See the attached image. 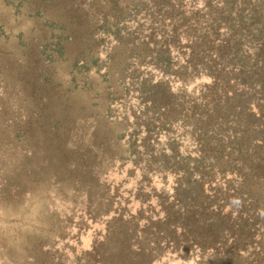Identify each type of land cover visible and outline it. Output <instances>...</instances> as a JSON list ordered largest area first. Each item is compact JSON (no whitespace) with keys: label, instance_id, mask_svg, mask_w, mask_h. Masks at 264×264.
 <instances>
[{"label":"rangeland","instance_id":"obj_1","mask_svg":"<svg viewBox=\"0 0 264 264\" xmlns=\"http://www.w3.org/2000/svg\"><path fill=\"white\" fill-rule=\"evenodd\" d=\"M221 13L216 0H0V264L264 258V148L233 123L203 138L211 79L186 66L209 28L224 34ZM241 211L238 251L220 225Z\"/></svg>","mask_w":264,"mask_h":264},{"label":"trees","instance_id":"obj_2","mask_svg":"<svg viewBox=\"0 0 264 264\" xmlns=\"http://www.w3.org/2000/svg\"><path fill=\"white\" fill-rule=\"evenodd\" d=\"M216 4L222 9L218 20L225 21L224 34L221 35V24L217 27H208L209 31L202 37V41L191 47L186 62L191 75H205L211 79V83L203 88L204 105L209 109L206 110L202 119L205 123V127L201 129L203 138L209 139L213 136L210 134H215V124L233 123L242 128L241 141L252 140L258 145V149L264 148V0H216ZM226 13L227 16H225ZM93 47L94 44H86L81 62L88 63L90 57L92 58ZM63 49L66 50V47L62 46ZM86 51L88 53H85ZM175 98L170 89L169 112L170 105H175L173 104ZM252 108L254 112H251ZM244 114L246 124L243 127L235 121ZM207 142V140L203 141V146L207 147ZM215 148H217L216 142L209 150L213 155L216 154ZM258 162L259 166L264 164V155L258 159ZM261 169L262 173L257 175L256 180L264 175V167ZM259 188L250 190L248 194L253 198H260ZM201 191V186L189 188V193L193 194L192 197L199 196ZM256 207L259 208V205ZM233 211L234 209L230 212ZM189 214L192 215L189 219L193 220L194 213ZM243 216L241 211L234 222L230 213L221 214L224 219L221 220L220 233L225 237L233 238L234 250L238 251L243 247L242 244L248 241L250 235L249 225ZM260 217L258 222L262 225L264 224L262 212ZM230 222H232L231 226L224 225V223L229 225ZM258 222L256 221L255 225ZM197 224L194 223L192 228L195 229ZM236 228L237 231H235ZM191 242L199 246L195 237ZM262 262L264 263V258L257 264Z\"/></svg>","mask_w":264,"mask_h":264}]
</instances>
